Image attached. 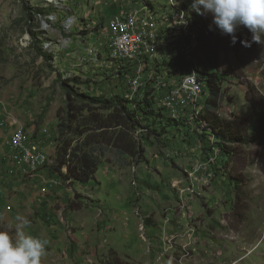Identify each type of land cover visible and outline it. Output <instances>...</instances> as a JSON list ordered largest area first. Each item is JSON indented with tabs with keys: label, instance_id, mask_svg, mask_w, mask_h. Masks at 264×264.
Wrapping results in <instances>:
<instances>
[{
	"label": "rangeland",
	"instance_id": "374dc122",
	"mask_svg": "<svg viewBox=\"0 0 264 264\" xmlns=\"http://www.w3.org/2000/svg\"><path fill=\"white\" fill-rule=\"evenodd\" d=\"M147 1L166 13L160 22L168 15L162 22L166 31L185 13L189 41L174 39L171 49L187 51L189 43H196L192 0ZM118 11L115 0H0V230L13 238L24 231L46 239L42 264H264V128L256 116L264 107V38L236 56L230 38L218 34L223 47L219 65L243 74L223 81L219 113L249 120L250 141L236 145L232 157L196 123L194 114L204 109L208 96L205 85L180 117L155 102L166 110L165 117L185 119L192 129L157 127L150 134L139 129L142 160L128 158L127 165H120L115 151H109L89 183L52 172L57 147L51 140L67 108L64 84L108 99L126 91L125 76L119 86L111 68L129 61L109 58L106 50L111 32L106 22ZM193 51L189 61L196 60ZM156 59L143 65L137 86L128 83L130 98L140 88L142 97L153 86ZM181 70L177 78L165 71L166 92L181 89L189 75L201 76L192 65ZM248 82L256 87L251 98ZM20 126L28 139L51 134L46 150L52 162L46 167L33 171L9 158L8 138ZM17 216L29 226L18 228Z\"/></svg>",
	"mask_w": 264,
	"mask_h": 264
},
{
	"label": "trees",
	"instance_id": "16d2710c",
	"mask_svg": "<svg viewBox=\"0 0 264 264\" xmlns=\"http://www.w3.org/2000/svg\"><path fill=\"white\" fill-rule=\"evenodd\" d=\"M183 7L188 9L185 5ZM192 20L193 27L198 32L196 47L192 52L196 60L189 61L186 55L175 58L170 51L166 56V50L170 49H165L164 61L157 60L151 72L153 81L150 83L153 82V86L146 88L142 97H139L141 88L133 98L120 90V93L113 92L114 97L108 99L78 92L68 83L64 84L67 108L65 116L60 118L56 127L57 137L54 138L57 147L56 164L52 172H56L64 180L89 183L95 179V174L109 151H115L120 165H127L128 158L136 161L142 160L145 156V148L142 143L143 136L138 133L139 129H146L150 134L156 133L158 128L165 131L171 126H186L184 122L178 121L182 118L165 117L163 113L166 114V110L160 106L156 108L155 102L158 104L156 98L160 92L170 89L168 79L164 81L166 73L169 77L177 78L184 73L181 68L189 70L191 65L204 78L208 90L204 109L194 114L197 116L196 123L215 136L218 140L216 145L222 148L224 154L231 157L239 148L235 147L236 145L240 146L250 141L249 120L246 117L232 114L227 118L219 113L224 100L223 81L230 76L240 78L243 74L240 75L238 69L234 67L223 69L219 65V50L223 48L222 39L218 35L220 31L215 29L214 25L213 30H209L210 19L207 16L193 15ZM236 35L238 40L233 46L236 56L241 49H252L258 44L252 41V34L246 28L238 29ZM241 40L249 41L250 46H243L240 43ZM39 55L51 59V56L42 50H39ZM202 55L209 56L210 59L205 60ZM146 60L143 62L144 65L149 64L147 58ZM162 67L164 68L161 70ZM171 69H174L173 73L170 72ZM117 74L120 86L121 82L124 83L121 78L125 75L121 70H118ZM122 88H125V85ZM253 90H256L255 85L248 82V98L252 97ZM260 97L263 99L264 95ZM256 116L259 128L262 130L264 128V107L256 110ZM238 184L239 180L236 181L237 187ZM77 206H81V203Z\"/></svg>",
	"mask_w": 264,
	"mask_h": 264
},
{
	"label": "built area",
	"instance_id": "2783aa9c",
	"mask_svg": "<svg viewBox=\"0 0 264 264\" xmlns=\"http://www.w3.org/2000/svg\"><path fill=\"white\" fill-rule=\"evenodd\" d=\"M115 4L118 6L119 11L106 22L107 29H111V37L106 50L109 58L114 56L129 58L128 66L111 68V71L113 70L112 74H116L117 78L118 70H121L125 75V94L127 95L128 83H135L137 86L141 80L143 62L147 61L145 49L153 50L161 34L153 28L151 19L150 21H143L142 10L137 4H124L120 3V0H115ZM175 18L176 24L179 23V17ZM161 21L167 23L168 15L167 20ZM92 59H95V54ZM204 89V78L202 76H191L188 84L182 86L181 89H175L174 92H160L156 101H159V104L163 105L167 112L180 117L182 109H191V99L194 94H203ZM182 122L185 123V119H182ZM186 128L187 130L192 129L191 127ZM49 136L51 134L45 135V138L42 139L40 137L27 139L25 133L21 131V126L14 128L8 140L9 146L13 147V153L18 155V165L34 171L51 163L52 160L45 148V139L49 140Z\"/></svg>",
	"mask_w": 264,
	"mask_h": 264
},
{
	"label": "clouds",
	"instance_id": "9594fccd",
	"mask_svg": "<svg viewBox=\"0 0 264 264\" xmlns=\"http://www.w3.org/2000/svg\"><path fill=\"white\" fill-rule=\"evenodd\" d=\"M191 10L197 15H211L209 30L218 29L230 37L231 45L237 43L238 29L246 28L252 34V41L260 43L264 38V0H192ZM240 43L249 47L250 42ZM18 228L29 226L30 222L17 216ZM48 241L38 236L18 231L13 238L8 230H0V264H42Z\"/></svg>",
	"mask_w": 264,
	"mask_h": 264
},
{
	"label": "bare ground",
	"instance_id": "6f19581e",
	"mask_svg": "<svg viewBox=\"0 0 264 264\" xmlns=\"http://www.w3.org/2000/svg\"><path fill=\"white\" fill-rule=\"evenodd\" d=\"M135 3L132 2V0H127V4H133ZM137 3H140L139 7L142 10V18L143 21H150L151 19V23L153 25V28L159 32L161 34L159 40L156 42L153 50L152 49H145V57L148 59L149 63L150 60L153 59L154 57H157L156 61L159 60L160 62H163V55H164V50L165 49H170V53L172 52L174 55L176 53V57L180 56V55H186L188 56V54L195 49L196 47V43L194 45H191V43H189L190 45V49H188L186 51V49H171L170 48V43L172 41H174V39H180L181 43H184V41H189V38L186 37V33H185V28L186 26L189 24L188 21L186 20L185 17V13L181 12L179 14L180 17V21L177 24L172 23L171 24V29L167 31L163 29L162 27V22H160V18L163 16V18L166 16V14L164 13L163 15H161L160 11H157L156 8L152 5H150L148 3L147 0H139L137 1ZM165 12V11H164ZM156 13V14H155ZM160 15V17H159ZM172 20V19H171ZM170 21V20H169ZM164 25V24H163ZM169 26V24H168ZM194 36V35H193ZM110 37H111V32H110ZM174 45V44H173ZM176 45V44H175ZM116 61H129V58L126 57H122V56H114L113 57ZM159 58V59H158ZM169 61L171 60V58H167ZM144 65V64H143ZM149 65V64H147ZM191 76L194 75H189L186 79V83L183 85L185 86L186 84H188L189 80H191ZM201 93H195L193 98L191 100L194 101V99H196ZM193 111L195 112V110L193 109ZM198 113V111H197ZM23 133V132H22ZM26 136V135H25ZM28 139V137H26ZM8 146V154H9V158L18 163V155L17 153H13V147Z\"/></svg>",
	"mask_w": 264,
	"mask_h": 264
},
{
	"label": "crops",
	"instance_id": "0c3cea01",
	"mask_svg": "<svg viewBox=\"0 0 264 264\" xmlns=\"http://www.w3.org/2000/svg\"><path fill=\"white\" fill-rule=\"evenodd\" d=\"M150 2V1H149ZM151 3V2H150ZM152 4V3H151ZM157 10H159L160 12H161V14L163 15L164 13H163V11H162V9L160 8V7H156V6H154ZM166 14V13H165ZM163 19V18H162ZM42 138H45V136L43 135V136H41ZM54 137V136H53ZM39 138V137H38ZM51 141H53L54 142V138L51 140ZM45 142L46 143H48V139L46 138L45 139ZM47 147H49L48 145H47ZM47 147H46V145H45V148L47 149ZM6 148V147H5ZM54 148V147H53Z\"/></svg>",
	"mask_w": 264,
	"mask_h": 264
}]
</instances>
